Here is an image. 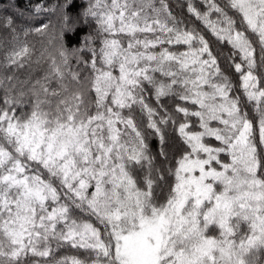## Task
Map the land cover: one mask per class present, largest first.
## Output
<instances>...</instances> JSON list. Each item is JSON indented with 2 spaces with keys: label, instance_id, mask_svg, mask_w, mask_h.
I'll use <instances>...</instances> for the list:
<instances>
[{
  "label": "snow or ice",
  "instance_id": "snow-or-ice-1",
  "mask_svg": "<svg viewBox=\"0 0 264 264\" xmlns=\"http://www.w3.org/2000/svg\"><path fill=\"white\" fill-rule=\"evenodd\" d=\"M71 3L0 76V264H264V0ZM0 26L5 70L51 32Z\"/></svg>",
  "mask_w": 264,
  "mask_h": 264
},
{
  "label": "trees",
  "instance_id": "trees-1",
  "mask_svg": "<svg viewBox=\"0 0 264 264\" xmlns=\"http://www.w3.org/2000/svg\"><path fill=\"white\" fill-rule=\"evenodd\" d=\"M63 0H0V3L3 4L4 8L7 9L6 12H0V15H10L13 16L15 21V26L17 27V31H23V28L26 27H40L44 24H48L51 26L50 36H38L35 34H30L27 38L21 35V40L29 43V45L33 48L32 54V62L26 64L23 69L19 70H5L2 65H0V76L3 75H11L15 72V76L17 80L15 81L18 88H26L27 85L23 82L27 80L29 77L34 81L42 77L45 72L49 70V62L47 59H42L39 63H36L37 57L40 55V50L43 46L49 48L50 51L54 52L56 46V38L58 37V33L61 28L63 11L57 7L58 4L62 3ZM90 0H72V3L68 5L66 8V12L72 16L79 17L84 8L87 7ZM173 3H183V0H172ZM39 5L41 7L40 12H36V6ZM52 9H56L53 11ZM179 14L181 9H176ZM184 16L187 17L189 23H195L199 26V22L195 21L193 18L188 17L186 11H184ZM235 15L234 13H232ZM93 25L83 23L77 24L76 28L68 32L64 33L65 44L68 48H72L74 46L78 47L81 43V38L88 34V32H92ZM49 39L53 40L52 44H49ZM209 39H212L209 36ZM12 47L11 44V34L7 29H4L0 26V61H3L4 53L7 52ZM237 94H240L239 92ZM169 148L171 153H178L183 145L181 144L178 136L173 132L170 128L169 132ZM156 141L153 139L151 141V146L153 150L156 149ZM209 143L215 144L214 140H209ZM79 256L82 257L83 253L79 252L76 249H71L70 247H65L60 250L58 256Z\"/></svg>",
  "mask_w": 264,
  "mask_h": 264
}]
</instances>
